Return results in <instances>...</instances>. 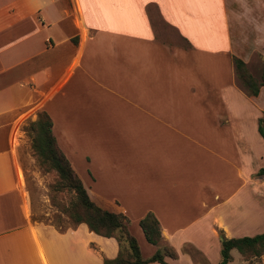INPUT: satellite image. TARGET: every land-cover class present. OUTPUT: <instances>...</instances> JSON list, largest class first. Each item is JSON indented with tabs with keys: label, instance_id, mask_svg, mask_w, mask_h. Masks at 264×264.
Wrapping results in <instances>:
<instances>
[{
	"label": "crops",
	"instance_id": "0c3cea01",
	"mask_svg": "<svg viewBox=\"0 0 264 264\" xmlns=\"http://www.w3.org/2000/svg\"><path fill=\"white\" fill-rule=\"evenodd\" d=\"M234 57L261 79L264 0H0V264L118 252L85 223L33 218L23 125L40 112L90 197L128 217L144 258L158 247L139 225L148 212L170 264H215L220 235L263 232L264 84L250 94Z\"/></svg>",
	"mask_w": 264,
	"mask_h": 264
},
{
	"label": "trees",
	"instance_id": "16d2710c",
	"mask_svg": "<svg viewBox=\"0 0 264 264\" xmlns=\"http://www.w3.org/2000/svg\"><path fill=\"white\" fill-rule=\"evenodd\" d=\"M236 71L250 94L256 95L264 84V71L259 80L249 71L245 62L233 59ZM24 132L31 138V148L39 166L54 174V190L69 191L71 198L63 213L73 225L85 223L87 227L105 237H114L118 243V252L113 258H104L101 264H149L159 262L170 264L166 258H175V250L162 244V234L158 219L152 212L146 213L139 225L146 240L158 245L155 252L144 258L136 238L128 229L129 219L121 211L106 208L94 201L77 172L59 148L52 132V121L47 113L40 112L35 120L23 126ZM258 131L264 140V113L258 121ZM220 261L215 264H227L232 260L231 250L236 249L251 264L252 258H260L264 253V231L253 236L226 238L220 235Z\"/></svg>",
	"mask_w": 264,
	"mask_h": 264
},
{
	"label": "rangeland",
	"instance_id": "374dc122",
	"mask_svg": "<svg viewBox=\"0 0 264 264\" xmlns=\"http://www.w3.org/2000/svg\"><path fill=\"white\" fill-rule=\"evenodd\" d=\"M27 123L28 121L25 124ZM26 136L28 137L27 146L29 143L31 148V138L27 134ZM30 151L31 155H33L32 148ZM32 157L33 158L26 160L25 163V179L29 202L31 203V208L33 210V218L41 222L54 224L61 229L73 225L71 220L62 211L63 206L68 204L72 193L69 191L61 192L54 190V174L42 169L39 166L36 157H34V155ZM183 249L190 252L194 258L199 260L196 252L192 250L190 246H184ZM231 254L233 255V260L228 264L247 263L236 249H233ZM250 262L251 264H264V253L260 258H252ZM197 264L202 263L197 262Z\"/></svg>",
	"mask_w": 264,
	"mask_h": 264
}]
</instances>
